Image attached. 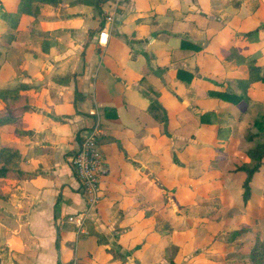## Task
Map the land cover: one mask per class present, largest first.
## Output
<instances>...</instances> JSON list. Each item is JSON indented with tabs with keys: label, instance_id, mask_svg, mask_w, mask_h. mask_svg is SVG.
Wrapping results in <instances>:
<instances>
[{
	"label": "crops",
	"instance_id": "0c3cea01",
	"mask_svg": "<svg viewBox=\"0 0 264 264\" xmlns=\"http://www.w3.org/2000/svg\"><path fill=\"white\" fill-rule=\"evenodd\" d=\"M1 2L10 15L0 53V149L17 156L0 161L5 169L0 260L69 264L73 256L74 264H115L113 242L128 251L141 242V233H134L141 225L160 224L155 218L157 195L165 192L157 186L161 180H188L187 169L169 156L174 146L188 147L182 134L189 119L197 132L216 129L215 118L236 122L237 104L209 92L239 94L236 87L248 81L250 62L264 75V0ZM105 16L108 36L101 46L97 39ZM178 70L186 72L183 77H177ZM250 85L241 102L263 107L249 91L258 86L264 92V84ZM205 113L212 122H199ZM154 115L166 119L167 132L179 134L178 142L164 139L163 122ZM93 128L102 163L94 207L77 192L69 166ZM162 170L168 174L163 179L156 176ZM76 209L88 215L83 239L60 231V217ZM148 243L126 258H155L156 242Z\"/></svg>",
	"mask_w": 264,
	"mask_h": 264
},
{
	"label": "rangeland",
	"instance_id": "374dc122",
	"mask_svg": "<svg viewBox=\"0 0 264 264\" xmlns=\"http://www.w3.org/2000/svg\"><path fill=\"white\" fill-rule=\"evenodd\" d=\"M3 2L0 0V53L3 52L8 39V35L5 34L4 21H7L10 15ZM106 18L105 16L100 31L103 28L106 29ZM101 42L105 45L107 38ZM97 43L99 44V37ZM250 83L251 81L248 79L245 90L247 92L251 87ZM235 92L241 93L242 89L236 87ZM249 92L254 101L262 100L264 102V92L258 86ZM259 105H250V101L246 104L242 102L237 104L235 107L236 122L228 125L229 118L219 120L215 118L216 129L208 130L209 132L207 130L205 132L194 131L193 121L191 118L189 119L188 130L182 134L185 139L181 140L187 142L188 147L179 150L175 149L173 145L169 156L175 164L179 160L181 163L179 167L187 169L188 180L180 182L176 177L172 180L166 179V182L163 176H168V174L164 170L156 175L163 179L157 186L159 188L161 186L166 192H163L162 196L157 195L158 214L155 219L160 224L154 223L153 229L152 226L150 229L141 225L134 232L136 235L141 233V242L133 245L128 251L122 250L119 245L113 242L110 251L112 260H116L115 264H251L253 248L258 244V241L264 242V166L261 167L258 175L255 174V181L251 185V195L247 204L242 198L244 174L239 175L240 172H235L234 169L242 163L243 152L253 147L255 142L264 140V134L252 141L246 138L250 132H255L253 121L264 113V105L263 107ZM212 117L206 121L212 122ZM165 122L162 123V134L166 137L164 139H171L173 143L174 141L178 142L180 139L175 135L179 134L168 133L164 125ZM199 143L201 147L191 150L190 145ZM77 149L69 157V166L77 182V192L85 198L86 190L82 189V183L71 162ZM181 150H185L183 155L179 154ZM186 154L188 156L185 159ZM172 168L176 170L175 167ZM98 194L99 190L93 198V207L98 202ZM167 197H170V201H167ZM161 210L163 212L160 216ZM83 214L85 219L81 228H77L69 221L70 218H77ZM87 216L84 211L77 209L65 213L60 217V231L72 232L75 239H83L87 236ZM148 216L149 212H144V217ZM166 216H171L172 221L171 217L168 219ZM238 230L242 231L235 234ZM112 237L115 241L118 235ZM101 240L103 241L98 236V242H102ZM150 241L156 242L152 244L155 251H158L155 258L140 257L141 261L139 257L138 259H133L132 256L126 258V254H130L129 252L133 250L140 252L143 248L145 249L146 244H150L148 243ZM70 242L72 243V241ZM74 242L71 244L72 252L75 250ZM99 245L103 247L102 244ZM12 262L14 264H30L27 258L23 261L13 259ZM12 262L4 261L2 263L0 260V264H11ZM73 262H75L74 257L70 256L69 264H74Z\"/></svg>",
	"mask_w": 264,
	"mask_h": 264
},
{
	"label": "trees",
	"instance_id": "16d2710c",
	"mask_svg": "<svg viewBox=\"0 0 264 264\" xmlns=\"http://www.w3.org/2000/svg\"><path fill=\"white\" fill-rule=\"evenodd\" d=\"M104 0H98V3L103 2ZM251 32L252 34L255 33ZM249 33V34H251ZM186 72H183L181 70H178L176 72V75L178 78L183 77V74ZM248 75H249V80L250 81H259L264 84V75H258L257 74V67L253 65V62H250L248 66ZM188 81H190L191 76L190 74H187ZM248 81H239L238 86L242 88V92L239 94H233V93H218V92H209L210 97H216L219 98L223 101H227L233 104H238L241 101H246V87H247ZM150 109H156V106L153 101H150ZM206 116L207 114H203L199 116V122L200 123H206ZM154 118L161 121L165 122L166 119L162 116H157L154 115ZM253 127L255 129V132L249 133L246 138L249 141H252L255 138L260 137L262 134H264V113H262L259 117H257L253 121ZM17 153L13 152L10 148L3 147L0 149V161L3 163H6L8 160L13 159V157H16ZM243 157L247 159L246 162H242L238 166L235 167L234 171L235 172H243L245 174L244 181L242 183V188H243V193H242V198L244 202H248V199L251 195V182L253 179V176L259 171L261 166L263 165L262 160L264 159V140L255 142L254 146L251 147L250 149L246 150L243 152ZM5 169L1 168L0 169V174H4ZM58 231V230H57ZM240 231L238 230L235 232V234H239ZM56 240L59 241V232L57 234ZM251 264H264V242L258 241V244L253 248L252 253H251Z\"/></svg>",
	"mask_w": 264,
	"mask_h": 264
},
{
	"label": "built area",
	"instance_id": "2783aa9c",
	"mask_svg": "<svg viewBox=\"0 0 264 264\" xmlns=\"http://www.w3.org/2000/svg\"><path fill=\"white\" fill-rule=\"evenodd\" d=\"M99 45L104 44L101 40L107 38V31L103 28L99 32ZM97 130L91 129L85 136L82 137L77 152L72 156V164L75 167V173L82 183V189L87 197L90 194L89 202L94 203L93 198L99 190V179L101 176V156L96 145ZM92 195V196H91ZM92 198V199H91ZM84 214L77 218H70L69 221L77 228H81L84 222Z\"/></svg>",
	"mask_w": 264,
	"mask_h": 264
}]
</instances>
